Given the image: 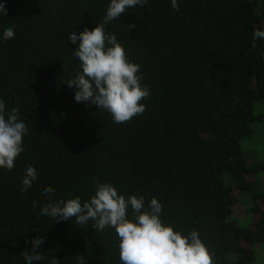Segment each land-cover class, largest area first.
<instances>
[{
    "label": "trees",
    "instance_id": "1",
    "mask_svg": "<svg viewBox=\"0 0 264 264\" xmlns=\"http://www.w3.org/2000/svg\"><path fill=\"white\" fill-rule=\"evenodd\" d=\"M0 3V100L28 128L14 169L0 168V264H25L20 254L36 236L46 238L37 264L54 256L78 264L77 255L121 264L113 228L39 215L45 187L55 189L53 201L83 202L98 182L126 198L142 195L146 209L157 198L162 222L182 235L197 231L213 264H255V246L264 249V161L243 143L264 133V40L252 47L254 30H264V0H177L179 11L171 0H148L109 23L105 31L140 65L150 92L144 113L121 124L76 102L64 83L79 67V41L69 35L94 29L110 0ZM9 27L15 36L4 40ZM29 165L38 179L21 192ZM242 207L244 218L236 215Z\"/></svg>",
    "mask_w": 264,
    "mask_h": 264
},
{
    "label": "clouds",
    "instance_id": "2",
    "mask_svg": "<svg viewBox=\"0 0 264 264\" xmlns=\"http://www.w3.org/2000/svg\"><path fill=\"white\" fill-rule=\"evenodd\" d=\"M148 0H110L101 23L82 32L73 31L69 41L78 46L72 55L78 59L79 67L70 79L64 83L75 89L74 99L78 103L95 105L111 114L115 123L130 121L142 115L145 105L141 103L150 97L147 86H142L140 65L130 62L124 47L118 43L115 34L107 33L106 26L117 20L129 8L144 7ZM171 6L179 11L177 0H171ZM0 16H7V8L0 3ZM135 27L134 24L128 25ZM13 28L5 29L4 40L13 39ZM257 40H264V30L253 32L252 47ZM28 133L26 123L19 117V109L6 112L5 102L0 100V168L11 171L16 159L23 153V138ZM38 179L37 170L27 166L22 179L21 192L30 189ZM44 193L49 202L40 208L39 215L50 217L55 222L74 218L75 224L84 226L93 222L97 232L113 228L119 239V258L121 264H213L212 256L200 239L197 231L182 235L171 225H165L160 214L161 202L153 197L145 208V198L134 194L127 198L119 194L110 183H97L90 199L81 201L80 197L53 201L55 189L45 187ZM33 207H39L33 201ZM129 209L132 218H129ZM46 238L34 237L26 243L31 248L22 252L25 264H37L46 259L39 249ZM78 264H85L82 255L76 256ZM51 264H58L54 256Z\"/></svg>",
    "mask_w": 264,
    "mask_h": 264
},
{
    "label": "rangeland",
    "instance_id": "3",
    "mask_svg": "<svg viewBox=\"0 0 264 264\" xmlns=\"http://www.w3.org/2000/svg\"><path fill=\"white\" fill-rule=\"evenodd\" d=\"M264 138V133L261 134ZM262 136H261V139L259 140V136L257 135V133L254 135V140H256V142L254 141L253 143H250V141H247L245 140L243 145H244V148H245V151L252 147L253 149L257 150L260 154L258 155L259 156V161H264V139H262ZM249 140V139H248ZM259 140V141H257ZM248 144H250L251 146H248ZM248 146V148H247ZM255 150H248V153L249 152H253L256 154ZM260 174V173H258ZM257 177L260 179V180H263L264 181V174H260V175H257ZM261 186H258V188H262V183L260 182ZM261 206L264 207V202L262 203L261 202ZM237 216H241V217H245V213H244V208L242 207L241 209H239V211L237 212L236 214ZM248 219H241L240 221V224L243 225V226H249L250 223L247 222ZM262 247L260 245H256L255 246V251H256V254H257V262L255 264H264V249H261Z\"/></svg>",
    "mask_w": 264,
    "mask_h": 264
}]
</instances>
